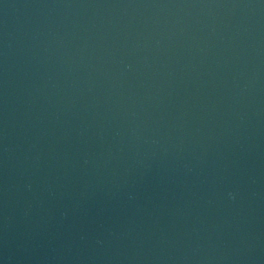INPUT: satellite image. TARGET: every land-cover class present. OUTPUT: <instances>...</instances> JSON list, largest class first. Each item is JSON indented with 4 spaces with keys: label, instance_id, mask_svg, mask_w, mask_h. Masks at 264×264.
<instances>
[{
    "label": "water",
    "instance_id": "1",
    "mask_svg": "<svg viewBox=\"0 0 264 264\" xmlns=\"http://www.w3.org/2000/svg\"><path fill=\"white\" fill-rule=\"evenodd\" d=\"M0 264H264V0H0Z\"/></svg>",
    "mask_w": 264,
    "mask_h": 264
}]
</instances>
